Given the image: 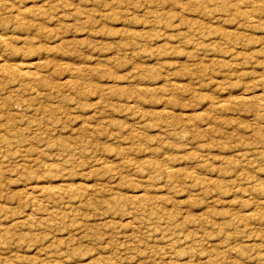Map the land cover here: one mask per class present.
Listing matches in <instances>:
<instances>
[{"label": "rangeland", "instance_id": "374dc122", "mask_svg": "<svg viewBox=\"0 0 264 264\" xmlns=\"http://www.w3.org/2000/svg\"><path fill=\"white\" fill-rule=\"evenodd\" d=\"M0 264H264V0H0Z\"/></svg>", "mask_w": 264, "mask_h": 264}]
</instances>
